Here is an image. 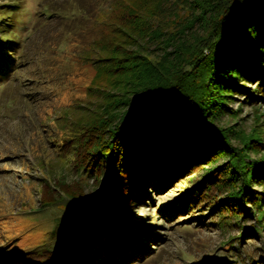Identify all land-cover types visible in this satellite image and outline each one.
<instances>
[{
	"label": "trees",
	"instance_id": "16d2710c",
	"mask_svg": "<svg viewBox=\"0 0 264 264\" xmlns=\"http://www.w3.org/2000/svg\"><path fill=\"white\" fill-rule=\"evenodd\" d=\"M104 1L106 8L94 16L99 32L89 49L94 75L87 86L90 99L97 94L100 99L84 112V122L75 113L68 135L82 181L74 190L64 180H43L40 200L44 207L64 208L61 201L66 197L77 213L57 215L43 242L14 252L15 259L1 257L0 264H28L31 259L37 264H67L64 260L73 247L79 254L88 252L94 241L116 247L110 250L108 244L110 254L97 264L142 260L148 255L142 244L149 249L157 234L147 236L134 224L122 223L143 238L123 234L125 239H118L126 207L142 198V189L146 191L153 178L171 175L168 185L223 155L227 159L222 166L207 169L197 188L178 201L177 211L192 213L206 199L217 205L216 223L222 228L235 223L243 234L250 228L254 234L264 224V152L246 158L264 149V136L252 132L237 147L231 143L230 126L216 124L223 114L234 113L228 102L235 92H245L253 104L264 100V0ZM19 6L14 1L0 3V86L22 61L15 35ZM43 12L53 16V10ZM154 47L162 50L158 59L149 54ZM242 81L256 82V87L245 89ZM91 176L102 182L93 198L85 192V178ZM254 183L263 190L254 189ZM223 191L227 194L220 198ZM248 203L258 223L249 227L239 223L249 217ZM161 214L170 219L172 208H162ZM228 249L235 247L229 243Z\"/></svg>",
	"mask_w": 264,
	"mask_h": 264
},
{
	"label": "rangeland",
	"instance_id": "374dc122",
	"mask_svg": "<svg viewBox=\"0 0 264 264\" xmlns=\"http://www.w3.org/2000/svg\"><path fill=\"white\" fill-rule=\"evenodd\" d=\"M13 1L20 5L16 9L18 28L15 35L19 37L18 50L22 61H17L9 81L0 86L2 260L10 256L15 259L17 255L14 252L43 242L45 231L51 229L57 215L75 216L77 213L73 202L66 197L61 201L64 208H47L40 200L44 194L43 180H64L74 190L78 189L76 182L82 181L74 168V146L68 135L76 120L75 113L84 122V112L91 110L100 99L99 94L92 100L87 94V86L94 75L91 66L94 55L89 49L93 47L96 32H99L94 16L99 8L107 5L104 0H0V3ZM47 8L53 10V16L44 15ZM202 30L203 26L200 32ZM150 50L153 59L162 54L159 48ZM240 83L245 89L256 87V82ZM249 99L245 92H235L228 102L234 113H225L216 122L217 125L230 126L231 143L237 147L241 146V138L252 132L264 136V100L253 104ZM262 152L264 149L258 155L249 152L246 158H256ZM226 157L223 155L212 162L198 164L186 178H174L168 185L165 184L171 181V175L153 178L150 182L154 186L149 182L146 191L144 186L142 198L126 207L127 220L120 222L118 239H125L129 234L137 241L143 238V235H132L129 229H124L122 223H128L134 224L144 235L157 234L155 238L158 240L155 243L150 241L149 249L142 244L148 253L144 259L123 264H227L226 261L264 264V224L254 234L251 228L243 234L244 230L235 223L222 228L216 223L219 219L218 210H215L217 205L206 199L192 213L191 210L177 211V203L185 192L197 188L202 177L207 175V169L218 170ZM157 172L149 171V175ZM85 180L86 194L90 198L95 197L97 190L102 188V182H97L94 176ZM201 188L203 192L205 188ZM253 188L263 190L260 183H254ZM226 194L223 191L219 196L223 198ZM213 196H218V192ZM245 206L250 208L249 217L240 218L239 223L248 227L257 225L254 208L250 203ZM167 207L172 208L170 219L163 218L161 214V209ZM225 212L229 214L231 211L227 209ZM229 221L235 222L234 219ZM114 237L112 240L117 239ZM96 242L88 252L80 254L73 247L64 263L97 264L99 259L104 261L110 254L109 243ZM229 243L235 249L226 250ZM109 248L116 249L113 245ZM95 249L97 252L93 251ZM31 256L36 255L33 253ZM252 258L257 262L253 263ZM19 264L25 263L20 260ZM28 264L37 262L31 259Z\"/></svg>",
	"mask_w": 264,
	"mask_h": 264
},
{
	"label": "water",
	"instance_id": "95a60500",
	"mask_svg": "<svg viewBox=\"0 0 264 264\" xmlns=\"http://www.w3.org/2000/svg\"><path fill=\"white\" fill-rule=\"evenodd\" d=\"M141 106H139V108H140ZM134 110V109H133ZM136 111V108H135V110L133 111V112H135Z\"/></svg>",
	"mask_w": 264,
	"mask_h": 264
}]
</instances>
